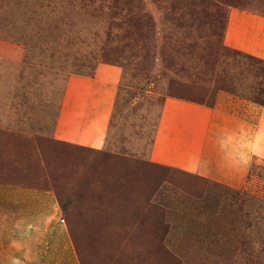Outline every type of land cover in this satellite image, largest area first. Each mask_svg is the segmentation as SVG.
<instances>
[{
  "label": "rangeland",
  "instance_id": "rangeland-1",
  "mask_svg": "<svg viewBox=\"0 0 264 264\" xmlns=\"http://www.w3.org/2000/svg\"><path fill=\"white\" fill-rule=\"evenodd\" d=\"M232 11L264 20V0H0V181L74 199L51 233L0 235V264H264V160L241 188L151 160L166 97L264 82ZM100 64L119 68L104 146L56 139Z\"/></svg>",
  "mask_w": 264,
  "mask_h": 264
},
{
  "label": "crops",
  "instance_id": "crops-1",
  "mask_svg": "<svg viewBox=\"0 0 264 264\" xmlns=\"http://www.w3.org/2000/svg\"><path fill=\"white\" fill-rule=\"evenodd\" d=\"M232 12L227 43L264 58L260 50L261 43L264 48V20ZM118 79V67L100 64L85 89L77 88V80H72L60 106L54 137L102 148ZM163 110L152 145V162L241 188L252 160H264L262 105L219 91L212 107L166 97ZM61 221L54 192L0 181V235L51 233Z\"/></svg>",
  "mask_w": 264,
  "mask_h": 264
},
{
  "label": "trees",
  "instance_id": "trees-1",
  "mask_svg": "<svg viewBox=\"0 0 264 264\" xmlns=\"http://www.w3.org/2000/svg\"><path fill=\"white\" fill-rule=\"evenodd\" d=\"M237 51L243 52V53H248V52L240 50V49H237ZM248 54L253 56V57H256L260 62H264V58L258 57L256 55H253L250 53H248ZM259 79H260V83L254 82L253 84H249L245 87H241L238 85L236 87L226 88V89H223L221 91H226V92L232 93L234 95H237L238 97L250 100L254 103H257L259 105L264 106V82H263L262 78H259ZM217 93H216V95H217ZM215 99H216V96H215ZM163 103H164V101H163ZM214 103H215V100H214ZM214 103L208 107H212L214 105ZM153 163H155V162H153ZM216 184L219 185L218 183H216ZM57 199H58L59 206L63 212H68L69 209H71L73 202H74L73 196L68 195V194L65 196L64 200L61 199V201H60L58 197H57ZM74 241H76V240H74Z\"/></svg>",
  "mask_w": 264,
  "mask_h": 264
}]
</instances>
